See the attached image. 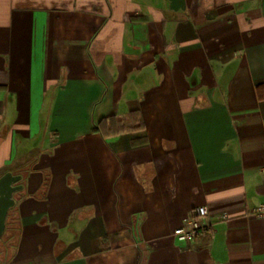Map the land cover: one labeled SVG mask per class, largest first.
<instances>
[{"label":"crops","instance_id":"1","mask_svg":"<svg viewBox=\"0 0 264 264\" xmlns=\"http://www.w3.org/2000/svg\"><path fill=\"white\" fill-rule=\"evenodd\" d=\"M261 204L264 0H0V264H264Z\"/></svg>","mask_w":264,"mask_h":264},{"label":"built area","instance_id":"2","mask_svg":"<svg viewBox=\"0 0 264 264\" xmlns=\"http://www.w3.org/2000/svg\"><path fill=\"white\" fill-rule=\"evenodd\" d=\"M208 215L209 210L207 207H199L193 215L187 217L183 224L174 230L175 237L184 241H191L204 235L211 226ZM248 215L251 217H264V204L254 207ZM227 218V215H223V219Z\"/></svg>","mask_w":264,"mask_h":264}]
</instances>
